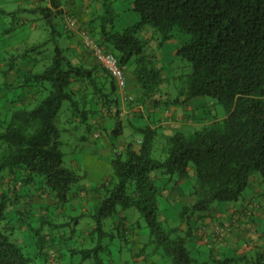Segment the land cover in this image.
<instances>
[{"label":"trees","instance_id":"trees-1","mask_svg":"<svg viewBox=\"0 0 264 264\" xmlns=\"http://www.w3.org/2000/svg\"><path fill=\"white\" fill-rule=\"evenodd\" d=\"M113 1L104 0L105 13L98 18V39L90 34L104 50L116 56L122 68L134 64L133 74L143 91L142 103L150 100L154 107L163 103L167 109L209 97L224 107L226 117L190 134L164 135L150 125L136 127L139 149L130 142L123 151L113 152L112 176L101 184V199L92 211L74 218L78 224L89 217L92 226L88 235L97 241L96 247L79 251L81 260L103 264L101 252L107 248L103 240H112L115 235L128 240L131 229L125 226L127 218L119 214L135 208L148 229L147 245L155 253L169 264H199L188 247L194 222L215 203L238 202L253 174L259 173L264 179V0H132L131 10L138 15V21L120 32L111 31L116 16ZM47 3L29 11L42 16L53 41L61 36L54 20L63 15L62 0ZM148 28L160 38V45L173 38L174 30L186 37L176 54L190 63L191 71L173 99H153L163 83V73L146 52L141 34ZM48 42L12 56L3 71L5 75L21 72L17 87L33 93L27 104L10 114L0 130V180L11 175L22 188H30L36 178H41L39 184L53 196L58 209L70 201L71 189L81 178L64 164L60 149L57 122L62 105L68 103L66 110L72 111V120L85 124L87 132L93 134L97 129L88 124L94 113L87 108L89 99L107 107L118 100L104 92V71L98 66L74 64L67 55L69 48L64 49L57 40L53 41L49 62L42 71L18 66V60L40 54ZM77 87L86 89L80 99ZM116 87L111 79L112 93H116ZM27 105H31L30 109ZM122 130L120 120L109 132L98 129L100 136L107 133L111 140L120 137ZM159 140L162 150L157 158L154 152ZM157 179H163L164 186L156 185ZM169 185L171 191L193 199L183 203L177 225L160 217L159 200ZM13 200L17 196L0 191V223L5 220L8 202L12 201L13 206ZM107 225L109 229L105 230ZM44 238L39 239L31 255L0 227V264H50L41 239L53 245L55 242ZM242 259L247 264H264V250H258L254 258Z\"/></svg>","mask_w":264,"mask_h":264},{"label":"rangeland","instance_id":"rangeland-1","mask_svg":"<svg viewBox=\"0 0 264 264\" xmlns=\"http://www.w3.org/2000/svg\"><path fill=\"white\" fill-rule=\"evenodd\" d=\"M21 1H23L22 4L19 3ZM37 2H39V0ZM35 4L36 3H34V5ZM103 4L104 0H62L61 9L63 10V15L62 17H56L54 20L56 23V29L61 34L60 38L56 40L64 49L66 47L69 48L67 50V55L75 63H77V56L72 54L71 50L73 48L70 45L71 42L68 40L76 36L80 46L83 45L79 36L81 30L93 33L92 36H95L98 39L100 24L98 18L105 13ZM41 5L47 6L48 3L44 0ZM30 8L29 1L26 0H0V51L4 58H9L14 54L16 56L20 54V52H17L15 49L6 50L10 44L9 38H12L13 43L16 44L24 42V45L26 46L25 48L33 45H40L45 41H49L45 47L40 49V54H33L25 57V59L21 58L18 63L23 64V61L25 63L29 62V65L31 64L30 66H33L34 71L36 72L42 71L43 65L48 64L49 60L47 56H50V53L54 48L53 41L56 40H51V29L46 25L42 16L31 13L29 11ZM131 8L132 0L113 1V9L116 16L111 31L120 32L138 21V15L134 13ZM22 9L27 10L22 11ZM67 16L73 19V30L66 26L65 18ZM21 24H23V26ZM30 25L35 26V28L31 30ZM66 32L71 33L69 38L67 37ZM152 32V29H149L148 33L145 31L144 39L146 41L147 54L153 57L154 65L159 69H162L163 73V83L158 95L160 97L158 98L165 100L169 98L173 99L178 95L179 90L185 86L187 76L191 71L190 63L176 54L178 47L186 37L174 30L172 32L173 38L163 43V45H160V38L156 35L152 38ZM6 36H8V38H6ZM35 58L39 60L37 63L35 62ZM2 65L3 66L0 67V130L10 114L22 107L21 104H18V99H23L26 102L29 100L27 98L26 90L17 87V85H19L17 83L19 79L16 78L15 80L10 75L3 74V71L7 66L5 63H2ZM133 70L134 64H130V66L127 67L128 73L132 74ZM101 71H104L107 75V80L105 79L106 81L102 78L99 79H102L104 92L110 96V99H121L124 104H132L135 98L131 95H126V88L120 90L116 87V93L111 92L110 80L112 78L105 70L101 69ZM124 73H126L125 70ZM80 94L81 93L79 92L77 93L79 99L81 98L79 96ZM192 102L195 104V114L191 119V124H189L188 128L185 130L187 134L201 130L212 122L222 121L226 117V110L224 107L212 98L202 97L195 99ZM67 104L68 103L65 102L62 105L57 122V126L61 131L60 149L64 154V164L67 167L76 170L81 176L80 181L71 189L70 201L56 209V204H52V201L54 200L52 198L53 196H50L51 194L49 195L48 190L42 189L43 186L41 187V184H39L41 178H36V183L31 185L32 187L29 188L25 186L20 189L21 185L17 184L11 175H5L4 178L0 180V191L7 192L12 196H17V200H13V203H16L17 206L14 204L12 206V201L11 203L8 202L5 220L0 223V227L7 234H10V238L16 244L24 247L26 252L31 255L37 250V242L39 239L45 237L46 239H52L55 242L54 248L53 244L47 242V240L44 242L41 239L42 243L40 245L44 247V251H52V255L56 252L61 253L62 264H68L70 262L73 264H92L91 260H81L82 255L79 253L80 250L94 248L97 245V241L92 240V236L88 235L91 231L92 220L89 217H84L78 224H75L74 218L83 212L86 213L87 211H92L94 205L99 201H90L86 204V207L82 208L80 204L76 203L74 196L78 195L81 186L92 192L91 190L96 187L95 185L111 178L112 169L108 165V161L112 155L109 156L108 153H102L103 149L102 146H100V142L94 139L93 134L87 132L85 124H79L72 120V111L69 109L66 110ZM30 107L31 105L26 106L28 109H30ZM126 110L128 109L123 108V106L119 108L121 114L118 115V117L124 118ZM109 113L112 114V111ZM99 116H101V112L99 111H96L94 115L92 113L89 116L88 124H92L93 117L98 118ZM114 123V120H110L108 128L114 125ZM135 124H137V122ZM143 125H145V122H141L136 126ZM95 132L94 135L100 136V132ZM130 134L131 135H123V140L129 141L137 137L136 132L131 131ZM101 137L102 136L99 138ZM136 145L139 146V141H136ZM161 146L162 143L159 140L156 143L154 152V156L157 158L161 156ZM117 151L119 152V150ZM164 182L163 179H157L156 185L162 187L164 186ZM188 185L189 182L186 183L183 188L186 189ZM169 188L167 187L165 189L163 197L159 200L160 217L167 220L172 225H177L179 223V212L183 202L181 200L175 202L176 195L178 194L170 191ZM248 199H255L256 202L264 204V179L259 173L252 175L248 187L238 202L240 203ZM78 201H80V199H77V202ZM232 204L238 203H215L212 205L210 212L216 213L218 211H224L227 206ZM20 205H22V207H20ZM19 207L21 209L24 208V213H19ZM40 207L44 208V214L42 215L39 214L41 212ZM25 212L28 213V218H25ZM126 216H128L132 222L138 221L136 225L133 224V227L136 226L138 229L142 237V244L137 246L133 242H130L129 238H131V236L128 238L129 241L120 239L117 235H115L112 240H109L108 238L103 240L102 244L107 245V248L101 252L103 264H135L132 254L138 247L141 248H138V250H141L140 252H144L145 254H148L152 249L151 246L147 245L149 233L139 212L135 208H132L126 210ZM261 216V226L258 227L259 233L264 232V215ZM44 222H46V224H44ZM108 229L107 225L105 230ZM37 230L38 232H36ZM115 234H117L116 231ZM251 243L246 241L244 242V245L243 243H240V251L237 250L239 252H231L228 257L232 258V260L228 263L222 264H247L242 258H254L258 250H264V242L258 248H255L254 242ZM191 245L192 242H189L188 247L192 248ZM201 248L202 249L199 253H202L199 257L196 256V258L200 261H206L209 257L207 254L208 251L205 250V246ZM192 253L194 255L197 254L196 252ZM224 259L225 257L221 260L224 261ZM155 260L156 264H169L161 254H158L157 257L155 255Z\"/></svg>","mask_w":264,"mask_h":264},{"label":"crops","instance_id":"crops-1","mask_svg":"<svg viewBox=\"0 0 264 264\" xmlns=\"http://www.w3.org/2000/svg\"><path fill=\"white\" fill-rule=\"evenodd\" d=\"M29 1L30 9H34V7H37L41 5L44 0H26ZM36 1V2H35ZM47 2V0H46ZM23 3V1L19 2ZM34 3H36L34 5ZM27 10V9H22ZM3 12V11H1ZM1 24V22H0ZM23 26V24H21ZM35 26L30 25V29H34ZM145 31L148 33L149 29L144 30L142 32V38L144 39V33ZM153 31V30H152ZM67 33V37L69 38L71 33ZM152 38L155 37L154 32L151 34ZM8 38V36H6ZM10 39V44L8 45L6 50L15 49L17 52L22 53V49L26 46L24 45V42L21 44L13 43L12 38ZM68 41L71 42V47L73 48L71 50L73 55L77 56V63L72 61L74 64H83L84 66H98L99 69H103L93 58V56L85 50L83 45L80 46L79 42L77 41V37H73L72 39H69ZM73 41V42H72ZM2 52L0 51V67L3 66L2 63L7 64L9 59L14 55H11L9 58L2 57ZM20 60H18L17 63H19ZM22 65L18 64V66ZM23 65L25 66V69L30 67L29 63H25L23 61ZM130 66V64L126 65L124 67V70L126 71V80H127V86H126V95H131L135 98L134 102L132 104L123 103L120 100H118V103L116 105L112 104L110 106H101V104H97L94 100L91 102L89 99L87 108L90 110H93L95 113L96 111L101 112V116L98 118L93 117L92 118V125L94 128H96L98 131L99 128L107 127L106 129L108 132L112 130L115 123L120 120L123 126L122 134L120 137H118L115 140H111L110 137L107 135V133H104L101 138H99V135H94L96 132L93 133L94 139L100 142V146H102V153L107 154L110 156L113 154V152L119 150L123 151L125 146L132 142L135 145L136 149H139V146L136 145V141H140V137L137 135L136 138L131 139L129 141L123 140V135H131V131L135 132L136 125L140 124L141 122H145V125H150L152 128H155L158 130L159 134L164 135H171L175 132H183L186 133V129L188 128L189 124H191V119L194 116V108L195 104L191 101L183 105H177V106H170L166 109L165 104L161 103V106L154 107L152 102L150 100L146 101L145 103H142L140 97L143 95V91L138 85L137 81L135 80L133 71L132 74L128 73L127 67ZM18 68L16 67V70ZM24 69V70H25ZM23 70V71H24ZM21 72L11 71L9 74L13 79L16 80L19 79V75ZM19 81V80H18ZM77 86V85H76ZM161 88V87H160ZM77 91L81 93L80 95H84L86 93V89H79L77 87ZM33 91L31 89H28L26 91L27 98L31 100V94ZM160 93V89L158 93L153 97L155 100H165L162 98H158ZM121 97V96H120ZM22 98V96H21ZM20 100L18 104H27L29 100L26 102L23 99ZM128 109L125 112V117L120 118L118 115L121 114L119 112V108ZM133 107V108H132ZM112 111V114L109 112ZM93 113V115H94ZM110 120H114V125H112L110 128H108V125H110ZM106 121V123H105ZM137 122V124H135ZM107 125V126H106ZM104 126V127H103ZM139 127V126H138ZM99 132V131H98ZM187 134V133H186ZM111 157L109 158L108 165H110ZM111 179V178H110ZM108 180H105L97 185L96 187L91 190L90 192L88 189H85L83 186L79 188L78 195L74 196V199L76 200V203L80 204L82 208L86 207V204L90 201H99L101 199V195L103 193V190L101 189V184L105 183ZM107 186H111L107 184ZM21 187V186H20ZM169 188V186H168ZM22 189V187L20 188ZM170 189V188H169ZM171 191V190H170ZM165 192V191H164ZM173 192L178 194V191L173 190ZM90 198H89V196ZM49 196V195H48ZM88 197V198H87ZM77 199H80V201L77 202ZM182 201L183 203H191L193 199L191 197H182L179 194L176 195V201ZM82 201V202H81ZM56 203L54 200L52 201V204ZM238 204H232L227 206V208L224 211H218L216 213L205 212L201 214V217H199L196 222H194V232L192 239L190 243L192 242V249L193 252H196L197 254H193L195 257L200 256L199 253L201 251V247L205 246V250L208 251V259L206 261H200L198 259L199 264H222V258L225 257L224 260L229 259V254L231 252H239L240 249V243L244 242H254L255 248H258L261 244L264 242V232H258V227L261 226V215H264V204L258 203L255 201V199H248L244 200L243 202H237ZM37 204V203H36ZM19 206V205H18ZM22 207V205H20ZM19 207V211H24ZM41 212L40 215L44 214V208L40 207ZM120 217H126V227H129L131 229V232L129 233V237L131 236L130 242H133L137 246L141 245L142 243V237L136 228V226L133 227V224L136 225L138 221L132 222L128 216H126V211L120 212ZM259 220V221H258ZM263 224V222H262ZM218 228H225L229 230V234L220 237L217 235L216 230ZM87 235V234H86ZM129 241V240H128ZM260 243V244H259ZM253 244V243H251ZM54 248V245H53ZM139 248V247H138ZM137 250L133 252V261L135 264H156L155 255L158 256L159 253H155L153 249L148 252V254H145L144 252H140L141 250ZM263 248V247H262ZM141 249V248H139ZM244 249V248H243ZM254 249V248H253ZM239 250V251H237ZM245 251V249H244ZM54 252V251H53ZM49 253V259L50 264H62L61 261L62 254L61 253H55L51 254L52 251ZM68 264H73L72 262Z\"/></svg>","mask_w":264,"mask_h":264},{"label":"built area","instance_id":"built-area-1","mask_svg":"<svg viewBox=\"0 0 264 264\" xmlns=\"http://www.w3.org/2000/svg\"><path fill=\"white\" fill-rule=\"evenodd\" d=\"M66 26L73 30V19L69 16L65 18ZM83 47L89 52L96 62L111 76L116 86L120 90H124L127 86V80L123 68L120 66L118 59L114 54L104 50L86 30L79 32ZM217 235L224 237L229 234V230L225 228H218Z\"/></svg>","mask_w":264,"mask_h":264}]
</instances>
